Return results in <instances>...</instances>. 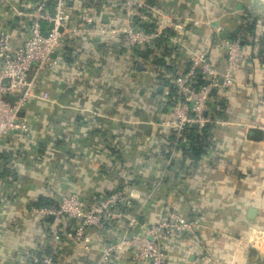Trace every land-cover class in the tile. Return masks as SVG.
Returning <instances> with one entry per match:
<instances>
[{
	"label": "crops",
	"instance_id": "crops-1",
	"mask_svg": "<svg viewBox=\"0 0 264 264\" xmlns=\"http://www.w3.org/2000/svg\"><path fill=\"white\" fill-rule=\"evenodd\" d=\"M36 1L0 0V30L11 32L15 46L29 25L11 6L31 14ZM76 1L95 9L94 32L74 39L69 63L58 57L61 67L36 79L20 116L30 133L11 132L0 143V264H29L46 253L63 264H135L129 249L105 262L102 250L145 235L171 215L199 219L202 227L196 236L165 242L166 264H264V0H142L151 14L141 28L161 36L133 52L124 36L95 33L124 23L125 0ZM253 18L259 19L255 39H228L240 43L245 59L235 85L210 99L205 155L182 159L171 150L168 156L169 76L184 73L190 52L203 48L223 70L226 53L213 44L224 30L233 38ZM145 47L153 59L141 52ZM18 96L5 98L13 103ZM252 129L262 131L260 139ZM118 189L132 199L102 230H88L81 247L54 240V218L34 212L40 202L59 205L65 196L96 205ZM133 217L138 225L131 229Z\"/></svg>",
	"mask_w": 264,
	"mask_h": 264
},
{
	"label": "built area",
	"instance_id": "built-area-1",
	"mask_svg": "<svg viewBox=\"0 0 264 264\" xmlns=\"http://www.w3.org/2000/svg\"><path fill=\"white\" fill-rule=\"evenodd\" d=\"M68 4V0H53L52 5L49 0H37L31 14L11 6L19 19L27 18L29 35L20 46H15L11 32L8 29L0 30V143L11 132L30 133L27 121L20 118L19 113L34 96L36 79L44 71L53 72L61 67L62 61L58 57L67 40L83 38L94 32L95 9L83 12L73 21ZM150 14L151 9L144 1L125 0L124 23L108 31L95 30V33L108 34L111 39L124 36L127 52H133L142 46H152L160 38V32L147 34L141 28ZM218 33H221L220 30ZM213 47L226 53L223 70L211 64L209 51L203 48L190 52L189 67L184 73L169 76L174 94L168 99L169 117L163 122V126L177 139L193 126L203 131L212 123L207 114L214 91L229 89L235 85L236 75L245 59L240 43L220 40ZM32 70L34 75L31 77ZM15 93H20V96L10 103L5 97ZM41 97L43 100L48 99L46 94ZM173 152H176V145ZM131 199L130 193L124 189L116 190L92 206L84 205L77 196H65L58 206L37 208L34 212L42 218H54V240L81 247L88 230H102L108 222L119 216L118 210ZM63 220L74 224L67 228L63 226ZM137 225L135 217L129 220L131 229ZM201 227L199 219L185 220L171 215L152 224L143 236H125L117 243L105 247L101 261L121 259L124 256L122 251L129 249L131 260L135 264H166L165 242L177 236H196ZM39 263L63 264L54 254L44 256Z\"/></svg>",
	"mask_w": 264,
	"mask_h": 264
},
{
	"label": "trees",
	"instance_id": "trees-1",
	"mask_svg": "<svg viewBox=\"0 0 264 264\" xmlns=\"http://www.w3.org/2000/svg\"><path fill=\"white\" fill-rule=\"evenodd\" d=\"M70 5H69V12L71 14V17L73 19V21H76L79 17L80 14H82L83 12H86L88 9V5L85 3H82L80 1H76V0H70ZM49 4L52 5L53 4V0H49ZM248 19H250V16L247 17ZM259 21V19L257 18H253L250 21H248L246 24H244L241 27V30L238 34L234 35V37L232 38L233 41H239L241 44L243 43H247L248 40H252L255 39V35H256V26H257V22ZM96 23L98 25H102V20L97 19ZM142 28L144 30H149V33L152 34V30L150 29V26L147 27L146 24L142 26ZM74 43V39L72 40H67L64 44V49L63 52L59 55L60 59L65 60L66 64L70 62V60H72V53L70 54V45ZM152 49L150 48H143L141 49V52H144L145 57L147 58H152L151 53H152ZM160 62V61H158ZM178 74H174L173 76H176ZM200 83H203V81H199ZM174 94V88H171ZM213 109L210 107V110ZM211 130V126L207 125L203 131H200L198 128L196 127H191L189 130H187L186 133L183 134V136L180 139H177L175 135L171 134L170 137V144H169V154L171 153V150L173 151L174 145H176V152L177 154L181 153V158L182 159H193V160H197L200 157H202L203 155H205L206 153V148L209 146V142H208V138H209V132ZM184 139L187 141L188 145H189V151L186 150L183 146V141ZM190 152V153H188ZM120 190V189H118ZM115 192V191H114ZM113 193V192H111ZM111 193H109L108 195H110ZM107 195V196H108ZM106 196V197H107ZM105 197V198H106ZM104 198V199H105ZM99 203V202H98ZM52 203H43L40 202L39 204L36 205V208H42V207H49L51 206ZM54 207L58 206V205H52ZM90 206V205H88ZM45 220H47L48 218H44ZM63 226L65 227H69L71 225H73L74 223H67L65 220L62 221ZM50 253H46L45 255L41 254L38 255L37 257H33L32 260H30L29 264H40L39 260H41L44 256L49 255Z\"/></svg>",
	"mask_w": 264,
	"mask_h": 264
},
{
	"label": "water",
	"instance_id": "water-1",
	"mask_svg": "<svg viewBox=\"0 0 264 264\" xmlns=\"http://www.w3.org/2000/svg\"><path fill=\"white\" fill-rule=\"evenodd\" d=\"M240 8V7H239ZM220 39L222 40H228V39H232V36L230 35L229 33V30H224L221 34H220ZM19 116L23 117L24 116V113H19ZM195 127V126H194ZM251 133L253 134L254 136V139L258 140L260 139V137L262 136V131L258 130V129H252L251 130ZM184 146V144H183ZM80 202H82L80 200ZM256 216V210L255 209H250L249 212H248V217L249 219H254ZM51 219H53V217H49Z\"/></svg>",
	"mask_w": 264,
	"mask_h": 264
},
{
	"label": "rangeland",
	"instance_id": "rangeland-1",
	"mask_svg": "<svg viewBox=\"0 0 264 264\" xmlns=\"http://www.w3.org/2000/svg\"><path fill=\"white\" fill-rule=\"evenodd\" d=\"M260 1V0H259ZM261 5H262V3H261ZM262 7H264L263 5H262Z\"/></svg>",
	"mask_w": 264,
	"mask_h": 264
}]
</instances>
